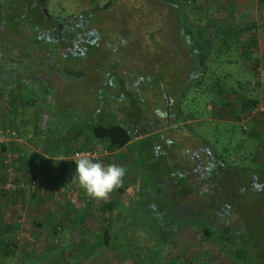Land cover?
Here are the masks:
<instances>
[{"label":"rangeland","instance_id":"rangeland-1","mask_svg":"<svg viewBox=\"0 0 264 264\" xmlns=\"http://www.w3.org/2000/svg\"><path fill=\"white\" fill-rule=\"evenodd\" d=\"M181 4L176 8L164 0H47L51 17L83 15L88 25L99 21L108 36L104 44L82 45L75 58L61 54L60 47L57 61L45 55L47 68L40 77L48 87L46 93L36 82L13 93L0 91L1 120L6 116L3 121L8 130L15 132V136L1 137L0 146L6 150L0 149V181L8 178L2 161L11 153L14 182L37 184L35 192L11 193L3 190V183L0 186V264H121L125 250L118 244L103 249L104 232L121 222L138 182L144 187V204L149 205L151 191L165 184L169 201H162L164 206L177 204L196 213L209 203L222 208L223 214L229 209L218 227L226 223L241 226L264 249V114L254 113L253 106L264 103V0H183ZM34 5L38 8L37 0ZM40 11L28 26L30 30L13 27L18 42L24 36L35 37L37 24L48 25ZM252 22L256 23L257 42L246 33L224 53L221 29L245 28ZM189 27L196 40L192 44L183 35ZM40 34L43 38V28ZM196 47L202 51L205 67L196 71L203 75L197 89L195 82L185 84L191 62L186 60L187 51L196 61ZM57 64L59 71L46 73ZM135 78L143 81L146 95L143 101L137 100L136 107L125 110L124 99L132 97L125 92L118 103L116 96L123 91L116 83ZM166 97L173 105L183 102V115L177 114L175 106L170 111L175 123H185L177 126L178 133L161 130L165 126L158 116ZM21 106L26 110L19 111L15 125L20 130L15 131L10 122ZM141 121L147 127L141 131L148 132L146 139L132 141L120 151L109 152L107 142L95 140L89 132L100 124L130 127ZM173 134H183L182 143L207 141L224 159V173L214 178L209 203L198 186L196 193L189 189L195 181L190 156L197 150L187 148L186 154L184 145L170 143ZM85 152L95 162L126 168L122 186L107 198L90 197L75 179L72 160ZM185 163L192 170L190 184L182 176L188 173L180 167ZM251 176L256 177L260 190L250 189ZM108 205L114 206L112 211ZM152 214L143 210L132 214L128 226L136 222L141 226ZM17 238L22 245L3 254V246L15 244ZM164 264L236 263L213 238L187 228L174 237Z\"/></svg>","mask_w":264,"mask_h":264},{"label":"trees","instance_id":"trees-1","mask_svg":"<svg viewBox=\"0 0 264 264\" xmlns=\"http://www.w3.org/2000/svg\"><path fill=\"white\" fill-rule=\"evenodd\" d=\"M34 1L0 0V91L13 93L17 88L24 87L32 82L38 83L45 93L49 91L45 85L46 82L40 77V72L47 68L45 55L49 56L52 61H57L56 58L59 57L60 42L57 37L54 36L52 40H47L45 36L42 38L40 33L44 27H40L38 24L35 30L37 34L35 37L24 36V41L20 43L14 36L16 33L14 28L24 27L26 29L36 20L40 5L37 2L38 8H36ZM164 1L176 8H180L183 0H174L177 2L175 4H172V0ZM109 6L110 4L105 8ZM41 17L44 20L43 13ZM29 27L26 30H30ZM221 31L220 36L221 42L224 41V53L231 51L237 46L239 36L246 33H251V41L253 43L257 42V27L254 22L245 28L230 26L228 29H221ZM228 45L229 47H226ZM50 46L53 48L51 51L49 49ZM255 68L254 71L257 70V66ZM59 70L58 64L52 65V68H48L46 73ZM202 70H205V67ZM202 79L203 75L201 74V79L199 78L196 82V88H201L200 82L202 84ZM217 93L222 94L223 91L219 90ZM256 105V103L253 104V106ZM25 110L26 106L15 109L13 121L10 122L12 127L14 126L13 130H20L19 125L16 126V120L19 117V111L23 113ZM6 118L5 116L3 120ZM3 120L0 117V130L9 129L6 121ZM21 122L24 123V121ZM89 132L95 140L107 142L109 152L124 149L134 139L131 128L118 124L92 126L89 128ZM0 149L3 152L6 150L2 145ZM261 172L264 173V170ZM5 179V177L1 179L0 186H2ZM143 189V185L138 182L133 200L124 210L121 222L104 232L103 249H108L118 244L125 250L121 264H164L173 246L174 237L187 228L201 230L205 237L213 238L236 264H264V249L255 236L250 235L241 226L226 223L220 229L217 225L219 221L217 218H214L216 223L211 221L209 215H200L198 219H195V217L190 215L189 210L185 211L184 207H179L177 204L171 207L162 205L164 201H169L166 195L167 190H163L162 186H158V188L151 191L148 197L149 205L144 204L146 196H144L145 192ZM135 201L137 202L135 206L137 208L132 210ZM113 207L111 205L106 206L107 210L111 211ZM212 209L223 214V209L218 207V205H213L208 212H213ZM142 210L145 213L152 211L153 214L149 215V221H143L141 226L137 222L134 227L132 225L128 226L130 223L129 217L132 214H141ZM229 213V209L224 211V218L228 217ZM159 215H164V218L161 219ZM9 230L10 227L6 229V232H9ZM134 230H136V235H133ZM16 247V244H6L1 251L3 254L8 255L11 249Z\"/></svg>","mask_w":264,"mask_h":264},{"label":"flooded vegetation","instance_id":"flooded-vegetation-1","mask_svg":"<svg viewBox=\"0 0 264 264\" xmlns=\"http://www.w3.org/2000/svg\"><path fill=\"white\" fill-rule=\"evenodd\" d=\"M37 2L39 3L40 10L43 13L44 7L41 4V0H37ZM46 7H47V0H46ZM103 10L106 11L107 8ZM94 13L97 14L101 12H94ZM44 19H45L44 21L48 23V25L44 26L43 28L44 36L47 38V40H52L54 36L57 37L58 41L60 42L59 47L61 49V54L71 55L72 57L75 58V57H78V53H79L78 49H81L82 45H96L97 43H101V44L106 43L105 38L108 36L107 31H106L107 28L106 29L103 28L100 25L101 23L97 20L95 21V23L93 22L94 23L93 25H88V22L87 20L84 19L83 15L79 17H73V18L68 17V18H61V19H56L50 16L49 18L44 17ZM102 29H103V32H102ZM183 35H184V40L187 43L192 44L196 41L194 34L190 27L189 29H184ZM196 50H199V54L197 56L196 61L193 59V56L189 54V52L186 50L188 53L186 60H188L189 62L191 61V62L188 64L189 65V74H188L189 77L185 84L195 82V85H196L197 80L199 78L201 79V74L196 75V71L202 69L203 55H202V51L198 47H196ZM118 77L122 78L120 75H118ZM142 83L143 81L140 78L138 79L135 78L132 81H125L124 79H119V81H117L116 83L117 88H120L123 91V94L116 96L117 102L120 103L122 101V99L124 98L125 92H128V95H131L133 99V100L130 99V96L129 97L126 96V99H124L126 103L123 104V109L126 110V108L128 107L130 108L132 106L136 107V102L139 98L142 101L144 100V96L146 95V88L144 86H141ZM173 106H175L174 110L177 112L178 115H183L182 113L183 112V102H181L180 104L176 102L173 105L172 101H170V99L166 97V99L164 100V108L160 111L158 117H159V122L163 123L165 126L161 130L172 129L174 130V132L176 131L178 133L177 126L183 127L184 126L183 124L185 123H181L180 121L175 123L174 122L175 120L174 121L172 120L173 118L170 115V111L172 110ZM129 128H131V131L133 134V138H134L133 141H138V140L142 141L146 139V137L148 136L147 131L141 132L147 129L146 125L142 123V121L139 125L134 124V125H131ZM161 130L158 129L156 130V132H160ZM135 135L138 136V138H135ZM173 135H174L173 136L174 141L170 142L169 140L170 143L174 144L175 146H180L181 144L184 145L182 147L184 148L183 150L185 151L187 148L197 150V152L195 153L192 152L190 156V160H192L193 166H194L193 172L195 175L193 176V178H195L194 179L195 181H194V186L191 188L189 187V189L191 193H196L197 186H198L201 190L199 194L204 197L206 196L207 201L209 203L208 195H211L212 191H214V187H215L214 180L217 178L220 179V174L224 173V159L222 158L221 154H219L217 148L207 141H200V142L198 141V144H197V141L193 142V141H190V139H188L186 141L187 143H185V141L184 143H182L183 141L179 142L180 139L182 138L186 139V137H184L183 134H181L183 135L182 137H180L181 136L180 134L178 135L173 134ZM198 153L204 156V158L201 159L200 156L197 155ZM186 154H187V151H186ZM180 167H185V168H182L183 172H186L188 170L187 174L182 175L184 177L185 183L188 184L191 181L190 176L192 175L191 173L192 170L189 168L190 166L186 165V163L183 165H180ZM197 173H200L199 178L197 177ZM179 175H181L180 172H179ZM256 180L257 179L255 176H251L250 189L252 191H258L261 189V187L257 185ZM162 188L165 191L167 190L165 184L162 185ZM211 207L212 205H210L209 203L207 207L204 206L200 208V211H198L197 213H196L197 210L195 209L193 210L191 209L189 210V212H190V215L195 217V219H198L200 215H209V218L211 219V221L215 222L214 218L218 219L221 212L205 211V209H210ZM184 210L186 211V208H184ZM159 216L161 217V219L164 218V215L163 216L159 215ZM220 217L221 218L218 219L219 221H221V219H224L223 214L222 216L220 215Z\"/></svg>","mask_w":264,"mask_h":264},{"label":"clouds","instance_id":"clouds-1","mask_svg":"<svg viewBox=\"0 0 264 264\" xmlns=\"http://www.w3.org/2000/svg\"><path fill=\"white\" fill-rule=\"evenodd\" d=\"M126 168L115 164L104 165L83 157L75 161V179L87 194L95 199H104L122 186Z\"/></svg>","mask_w":264,"mask_h":264},{"label":"built area","instance_id":"built-area-1","mask_svg":"<svg viewBox=\"0 0 264 264\" xmlns=\"http://www.w3.org/2000/svg\"><path fill=\"white\" fill-rule=\"evenodd\" d=\"M254 113L256 114H264V103H258L254 108ZM15 136V132L12 130H0V143H3L4 139H2V136ZM87 157L90 159H93V155L89 152L81 153L77 155L72 161L73 165H75V161H77L80 158ZM12 163V155L11 153H8L3 161L4 167L6 168V174L8 176L7 179L3 182V190L6 192L15 193L22 190H29L32 192H35L37 188V184L35 181L29 182L28 184L24 182H14V180L11 178V175L13 173L12 168L10 167ZM69 182V181H68ZM64 191V190H63ZM17 246H21V238H17V241L14 242Z\"/></svg>","mask_w":264,"mask_h":264},{"label":"water","instance_id":"water-1","mask_svg":"<svg viewBox=\"0 0 264 264\" xmlns=\"http://www.w3.org/2000/svg\"><path fill=\"white\" fill-rule=\"evenodd\" d=\"M41 4L43 5V15L45 18H49L50 15H49V12H48V9L46 7V0H41ZM135 138H138V136L135 135Z\"/></svg>","mask_w":264,"mask_h":264},{"label":"crops","instance_id":"crops-1","mask_svg":"<svg viewBox=\"0 0 264 264\" xmlns=\"http://www.w3.org/2000/svg\"><path fill=\"white\" fill-rule=\"evenodd\" d=\"M130 145V144H129ZM53 157V156H52ZM53 159V158H52ZM56 160H58L57 158H56Z\"/></svg>","mask_w":264,"mask_h":264}]
</instances>
